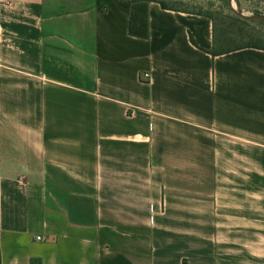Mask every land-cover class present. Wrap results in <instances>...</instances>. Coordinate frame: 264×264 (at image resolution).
I'll return each mask as SVG.
<instances>
[{"label":"crops","instance_id":"obj_1","mask_svg":"<svg viewBox=\"0 0 264 264\" xmlns=\"http://www.w3.org/2000/svg\"><path fill=\"white\" fill-rule=\"evenodd\" d=\"M131 11L0 0V264H264V50Z\"/></svg>","mask_w":264,"mask_h":264},{"label":"rangeland","instance_id":"obj_2","mask_svg":"<svg viewBox=\"0 0 264 264\" xmlns=\"http://www.w3.org/2000/svg\"><path fill=\"white\" fill-rule=\"evenodd\" d=\"M173 8L210 17L215 25L217 47H235L252 40L264 45V21H246L236 16L229 0H167ZM245 15H264V0H232Z\"/></svg>","mask_w":264,"mask_h":264},{"label":"trees","instance_id":"obj_3","mask_svg":"<svg viewBox=\"0 0 264 264\" xmlns=\"http://www.w3.org/2000/svg\"><path fill=\"white\" fill-rule=\"evenodd\" d=\"M157 1L160 3L161 7L166 10L173 11H183L176 8H173L169 2L164 0H131L132 2V11L129 24V33L133 37L147 39L149 37V4L150 2ZM186 12V11H185ZM245 48H255L264 50V45L259 41L252 40L249 43H243L235 47H217V39L215 35V47L211 51V54L222 55L230 53L236 50L245 49ZM34 261H31L33 264Z\"/></svg>","mask_w":264,"mask_h":264},{"label":"water","instance_id":"obj_4","mask_svg":"<svg viewBox=\"0 0 264 264\" xmlns=\"http://www.w3.org/2000/svg\"><path fill=\"white\" fill-rule=\"evenodd\" d=\"M229 6H230L231 10L233 11V13L243 20H246V21H264V15H261V14L245 15V14L241 13L240 11H237L232 5V0H229Z\"/></svg>","mask_w":264,"mask_h":264},{"label":"built area","instance_id":"obj_5","mask_svg":"<svg viewBox=\"0 0 264 264\" xmlns=\"http://www.w3.org/2000/svg\"><path fill=\"white\" fill-rule=\"evenodd\" d=\"M142 79H143V81L150 80V74H149V73H144V74H142ZM36 240H37V241H42L43 238H42L41 236H37V237H36Z\"/></svg>","mask_w":264,"mask_h":264}]
</instances>
